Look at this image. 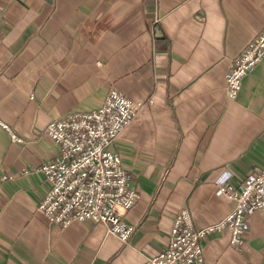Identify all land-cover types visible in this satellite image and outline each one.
Returning a JSON list of instances; mask_svg holds the SVG:
<instances>
[{
    "label": "crops",
    "instance_id": "0c3cea01",
    "mask_svg": "<svg viewBox=\"0 0 264 264\" xmlns=\"http://www.w3.org/2000/svg\"><path fill=\"white\" fill-rule=\"evenodd\" d=\"M264 29V0H0V264H144L176 215L199 229L232 203L215 182L264 170V59L226 93L233 61ZM115 88L140 108L112 143L140 195L124 213L127 244L92 221L54 225L38 211L47 185L32 170L59 155L48 123L100 108ZM202 264H264V211L240 251L226 233Z\"/></svg>",
    "mask_w": 264,
    "mask_h": 264
},
{
    "label": "built area",
    "instance_id": "2783aa9c",
    "mask_svg": "<svg viewBox=\"0 0 264 264\" xmlns=\"http://www.w3.org/2000/svg\"><path fill=\"white\" fill-rule=\"evenodd\" d=\"M264 59V29L232 63L226 76V93L237 98L242 81ZM140 104L117 89L108 92L102 106L91 112L73 113L51 120L44 134L59 148L60 155L32 170L42 175L45 189L38 211L50 223L67 227L72 222L92 221L107 226L108 234L127 244L137 228L126 222L140 195L129 188L130 175L121 157L110 150L112 143L134 120ZM0 128L13 141L23 140L0 119ZM230 175L220 177L215 186L232 203L229 215L197 229L191 213L182 208L168 235L166 248L144 264H202L203 241L226 233L233 250L240 251L249 217L264 211V170L254 169L242 182L231 183Z\"/></svg>",
    "mask_w": 264,
    "mask_h": 264
}]
</instances>
